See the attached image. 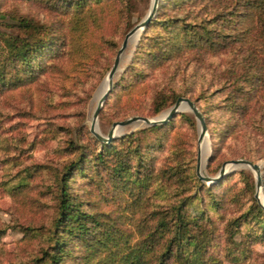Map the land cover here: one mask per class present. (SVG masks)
Listing matches in <instances>:
<instances>
[{
  "label": "rangeland",
  "instance_id": "obj_1",
  "mask_svg": "<svg viewBox=\"0 0 264 264\" xmlns=\"http://www.w3.org/2000/svg\"><path fill=\"white\" fill-rule=\"evenodd\" d=\"M74 1L0 0V264H48L43 251L52 243L58 180L81 151L90 164L84 173H73L68 190L99 221L88 241H69L70 253L59 264H128L121 255L147 235L155 236L152 252L145 255L153 264L170 234L165 231L161 238L157 223L173 218L171 205L179 199L185 214L198 221L190 240L199 251L194 253V244L185 247L190 259L264 264V216L249 209L256 191L254 171L237 166L216 185L196 174L203 140L208 144L199 168L204 175L215 176L223 161L243 153L260 165L264 201V10L247 7L244 0H158L156 21L146 36L143 28L121 53L97 130L106 135L114 120L161 114L182 95L201 111L206 137L199 140V122L186 108L159 130L140 131L150 126L143 123L124 125L113 138L114 147L98 159L106 142L90 132L89 124L99 87L125 33L146 15L152 0H113L107 17L90 25V33L73 23L65 5ZM20 16L51 25L66 40L57 57L36 69L12 60L9 41L25 35L17 25ZM179 17L196 23L189 35L201 33L204 40L210 28L219 43L181 42L171 49V58L151 59L144 46L165 55L171 28L184 20L169 22L170 27L166 22ZM247 22L254 25L243 39ZM100 38L107 43L92 50L88 40ZM160 101L162 108L152 113ZM228 123H234L232 128ZM179 260L172 255L167 262Z\"/></svg>",
  "mask_w": 264,
  "mask_h": 264
},
{
  "label": "trees",
  "instance_id": "obj_2",
  "mask_svg": "<svg viewBox=\"0 0 264 264\" xmlns=\"http://www.w3.org/2000/svg\"><path fill=\"white\" fill-rule=\"evenodd\" d=\"M103 1H107V3L104 4ZM179 3L187 4V1L180 0ZM242 4L251 8L259 7V11L264 10V0H244ZM111 5H113V0H76L71 3H67L65 6L67 10L70 11L69 13L71 14L72 18H74L73 23L77 27L79 25L80 27H83V30L92 32L93 29L90 28V25H96L100 20L105 19L109 13V10L107 9ZM216 15L217 12L216 14H214V17ZM181 19L184 20L185 17L168 20L166 22V25L170 27L172 24H168L169 22H172L174 24L178 20L181 21ZM209 19L213 20V16H210ZM17 21V25L25 30V35H16L11 41H9L11 50L13 51L12 60L18 61L19 64H21V66L25 67L26 69H36L37 67H40L44 61L55 58L61 53V50L63 49L62 47H64V45L66 44L64 34H58L56 30L52 29L53 27L51 25L41 24L32 17L20 16ZM155 21L156 20L151 19L146 24L142 33V38L146 36L149 27L153 23H155ZM253 25L254 23L247 22V24L245 25L246 27L243 29L245 31H242L241 33L243 39L249 38L248 34ZM190 26L197 27L195 22L191 24L190 22L184 20L180 26L171 28L173 29L172 31H174V33L166 38L167 46H165L166 48H164V51L166 52L165 55L158 52L153 53L151 51V48H147L146 46H144L145 53H150L151 59H168L171 58V49L180 46L181 42L187 44L188 46H200L203 42H205L210 47L217 46V44L219 43L218 40H214V36L211 34L210 28H205L206 30H208V32L204 33L205 39L203 40L201 33L196 34L195 36L191 34L189 35ZM180 31L182 33H180ZM196 31H199V27L198 29H196ZM88 43H90V47L92 48V50H101V45L103 43H107V38H100L97 42L96 39H92V41L88 40ZM148 46H151V44H148ZM109 94L105 98L104 102L108 99ZM242 95L247 97L248 90L246 92H242ZM234 99L235 98L233 97V103L235 102ZM163 103V101L154 103V105L152 106V113L159 111L162 108ZM174 116H172L166 122L156 125H150L147 128L141 129L140 131H144L145 129H162L171 123ZM229 124L230 123H228L227 127L231 126L230 128H232V126L234 125V123H231L230 125ZM227 127L224 129V133H226V131H229ZM126 137H128V135ZM115 140L116 138L111 140L110 142L103 143L102 149L96 153V157L98 159H103L104 151L114 147L113 142ZM82 154L83 152L81 151L76 159L64 166L58 180L56 204L57 210L53 222V233L51 235L52 243L50 244L49 250L43 251L44 256H47L48 258V264H59L65 258V256L70 253L68 243L71 239L81 238L85 241H88L90 239L89 234L93 233L92 225L97 224L99 221L94 216V214L87 212L82 207L81 201L78 200L75 196L71 195L68 190V181L69 178L73 176V173H84L85 169L87 168V160H89V158ZM233 156L243 157L245 155L243 153H236ZM121 165L122 162L116 164L117 171L122 168ZM220 179H222V177L213 181L215 185L218 184L219 181H221ZM182 182L183 180L181 178L178 179L179 184ZM251 203L252 204L249 208L250 212L259 217L264 216V209L260 206L255 198H252ZM183 208V203L181 199H179L178 202H175L171 205L173 218H170L171 220L160 219L158 221L157 226L160 230V237H164L165 231H169L170 234L162 240V248L160 250L159 257L153 264H169V262L167 261L172 258V255H176L180 258V262L178 264H198L196 260L190 259L188 257L189 255L185 251V247L188 244H194V253L199 251L196 241L190 240V237L192 236L190 234L192 224L196 226L198 225V221L193 217L186 215L183 211ZM2 232L3 231L0 230V233ZM154 239L155 236L153 235L145 236V238L135 243L134 246H131L129 250L124 252L121 255V259L128 264H147L145 255L148 252H152L155 245ZM91 245L92 247H94L95 243L92 242ZM178 248L181 251L177 252Z\"/></svg>",
  "mask_w": 264,
  "mask_h": 264
},
{
  "label": "water",
  "instance_id": "obj_3",
  "mask_svg": "<svg viewBox=\"0 0 264 264\" xmlns=\"http://www.w3.org/2000/svg\"><path fill=\"white\" fill-rule=\"evenodd\" d=\"M157 1L158 0H152L150 8L148 12L146 13V15L125 33L121 41V44L118 47L117 52L114 56L113 62L109 70L106 73V76L108 79L107 86L104 88V90L99 94L97 98V102L92 112V117H91V121L89 124L90 132L102 142H110L115 136L119 135L122 127L127 124L143 123L146 125H153V124L166 122L172 116H174L179 110H182L183 107L190 109L193 112V114L196 116L199 122V129H200L199 136H198L199 140L203 138V136L205 135L207 126H206V122L204 120V117L201 111L199 110V108L197 107V105L191 98H189L188 96H182V95L177 96L174 103L166 111H164L162 115L161 114L154 115V116L131 115L124 119L114 120L112 122L111 128L109 129L106 135L101 134L97 130V117H98L99 111L102 107V104L105 98L107 97V95L109 94L111 90L112 83H113V76L118 68L121 53L126 48L129 37L137 31H139L138 33H140L143 30V28L146 26V24L153 18L155 11H156V7H157ZM237 166H248L254 171L255 182H256V191L254 193V196L257 199V202L260 204V206L264 209V201L261 199V193H260L262 178L260 174V165L257 162H254L250 159L243 158V157L230 158L228 160L223 161L219 168L218 173L215 176L211 177V176L202 174L199 169L200 168V156H199V150H198L197 160H196V174L200 179H203L205 181H210V182L215 181L221 178L225 174V172H227V170L234 169Z\"/></svg>",
  "mask_w": 264,
  "mask_h": 264
},
{
  "label": "bare ground",
  "instance_id": "obj_4",
  "mask_svg": "<svg viewBox=\"0 0 264 264\" xmlns=\"http://www.w3.org/2000/svg\"><path fill=\"white\" fill-rule=\"evenodd\" d=\"M138 32L139 31H137V32H135V33H133L130 37H129V42H133L136 38H137V36H138ZM104 79V78H103ZM107 81H108V79H107V76H105V79H104V81H103V83H102V86L101 87H99L100 88V90H99V88H98V93H97V98H98V96H99V94L104 90V88L107 86ZM96 99V98H95ZM183 109H185L186 110V107H183ZM164 113V112H163ZM163 113H161V115L163 114ZM205 135L203 136V138L201 139V141L203 140V139H205ZM200 141V142H201ZM207 151H208V144L206 143V141L205 140H203L202 142H201V144H200V146H199V156H200V165H201V167L202 166H204L203 165V163H204V161H205V156H206V154H207ZM261 199H262V197H261Z\"/></svg>",
  "mask_w": 264,
  "mask_h": 264
}]
</instances>
